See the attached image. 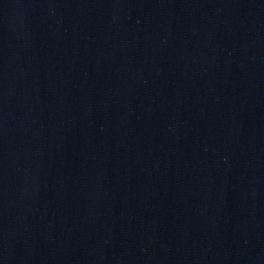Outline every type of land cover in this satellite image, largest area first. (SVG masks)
Segmentation results:
<instances>
[{
    "label": "water",
    "instance_id": "1",
    "mask_svg": "<svg viewBox=\"0 0 264 264\" xmlns=\"http://www.w3.org/2000/svg\"><path fill=\"white\" fill-rule=\"evenodd\" d=\"M0 264H264V0H0Z\"/></svg>",
    "mask_w": 264,
    "mask_h": 264
}]
</instances>
